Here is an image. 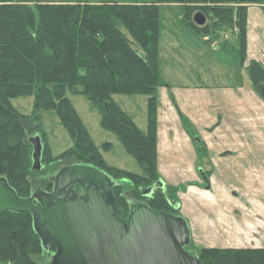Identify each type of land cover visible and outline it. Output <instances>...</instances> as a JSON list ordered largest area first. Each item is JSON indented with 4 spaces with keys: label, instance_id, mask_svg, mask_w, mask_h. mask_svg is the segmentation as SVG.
Listing matches in <instances>:
<instances>
[{
    "label": "trees",
    "instance_id": "trees-1",
    "mask_svg": "<svg viewBox=\"0 0 264 264\" xmlns=\"http://www.w3.org/2000/svg\"><path fill=\"white\" fill-rule=\"evenodd\" d=\"M18 1L0 0V176H5L21 196L31 194L37 174L30 168L25 139L28 115L13 104L12 98L35 93V108L56 109L75 143L63 153L65 159L72 160L69 163H89L114 176L140 178L110 165L102 155L67 92L84 93L100 107L101 124L113 130L137 159L150 186L158 174L157 112L159 89L164 85L159 52L160 3H184L185 23L200 33H209L211 26L207 22L196 24L193 15L197 10L213 15L215 23L238 27L243 65L247 61L248 5L257 3L264 8V0H66L38 3L37 18L27 3ZM246 67L264 99V64L253 58ZM117 92L148 95L147 129L140 128L115 100L113 94ZM52 185L53 180H48V188ZM114 194L115 211L126 220L131 200L122 185L114 187ZM144 199L156 211L179 214L162 193L153 191L144 194ZM43 249L31 212L0 214V259L12 264H39L33 254ZM194 254L201 264H264V246H211Z\"/></svg>",
    "mask_w": 264,
    "mask_h": 264
},
{
    "label": "rangeland",
    "instance_id": "rangeland-1",
    "mask_svg": "<svg viewBox=\"0 0 264 264\" xmlns=\"http://www.w3.org/2000/svg\"><path fill=\"white\" fill-rule=\"evenodd\" d=\"M58 1L66 0H21L18 3H27L38 18V3ZM160 4L159 52L164 85L159 89L160 101L157 112L159 157L155 180L163 179L165 185L163 188L155 189L154 194L162 193L169 201L181 204L182 208L178 213L188 220L194 234L187 246L191 253H197L203 247H236L229 243L207 242L211 237L206 235L211 233L196 234L194 226L196 221L201 219L202 205L211 204L212 201L217 202L216 194L219 186L222 187L221 189L227 188L230 180L237 179V176L229 174L227 169L229 158L242 154L229 143L234 134L235 124L233 116L229 113L233 104L230 95H233L232 83L235 79L243 80L244 77L250 79L246 67L249 61L248 41L247 61L243 65L238 27L230 23H215L213 15L206 14L211 30L209 33H200L185 23L184 3L171 1ZM262 6H252L251 13L264 14ZM122 28L133 39L129 30L123 26ZM134 44L141 48L136 41ZM252 51V56L259 55L254 51V47ZM246 85V92L251 94L250 98H252L251 108L259 111L264 107L263 101L254 94L253 87H249V81H246ZM67 93L107 162L141 176L135 179L127 174L114 176L109 173L115 180V186L122 185L123 193L129 196L131 201L144 200L142 190L149 186L144 177L145 172L117 134L101 124L100 107L84 93H74L70 90ZM166 93L174 104L170 103ZM113 97L133 116L140 128L147 129V94L117 92ZM35 100V93L21 94L12 98L13 104L28 115L25 139L28 142L30 168L33 169V174H37L33 168V137L41 136L44 168L40 171V175L47 176L41 182L45 186L61 166L69 163L71 159H65L63 153L75 143L56 109L44 107L37 109ZM254 117L255 115L249 116L253 127L256 126ZM255 128L251 130L254 131ZM246 138L251 145L245 147L240 142L239 145L248 152L254 154L259 153L261 148L264 149V136L258 139L250 135ZM241 139L244 141L243 135ZM197 197L201 198V202L196 200ZM242 246L264 245L245 244L239 247ZM50 255L44 248L41 252L34 253L33 258L39 264H52ZM0 264L12 263L10 260L0 259Z\"/></svg>",
    "mask_w": 264,
    "mask_h": 264
},
{
    "label": "water",
    "instance_id": "water-1",
    "mask_svg": "<svg viewBox=\"0 0 264 264\" xmlns=\"http://www.w3.org/2000/svg\"><path fill=\"white\" fill-rule=\"evenodd\" d=\"M198 25L207 22L202 10L194 12ZM43 142L33 138V168L40 170ZM115 180L101 168L84 162L63 165L54 176V187L39 202L21 196L5 176H0V214L31 212L33 223L52 264H201L186 246L191 241L187 219L180 214L156 211L142 201H131L125 220L115 211ZM159 179L143 188L145 195L164 187ZM174 202V201H173ZM181 209V204H175Z\"/></svg>",
    "mask_w": 264,
    "mask_h": 264
},
{
    "label": "crops",
    "instance_id": "crops-1",
    "mask_svg": "<svg viewBox=\"0 0 264 264\" xmlns=\"http://www.w3.org/2000/svg\"><path fill=\"white\" fill-rule=\"evenodd\" d=\"M252 6L261 5L256 3L248 5V60L255 58L264 64V14L261 15L260 12L254 15L255 13H251ZM253 47L259 55H251ZM246 81H249V87H253L254 94H257L264 104V99L256 90L251 78L244 77L243 80L238 78L233 81L234 91L233 95H230L233 104L230 106L229 113L233 116L235 124L234 134L231 133L233 136L229 143L242 154L230 157L227 169L228 173L235 174L237 179L236 181L230 180L227 188L221 189L222 187L219 186L216 194L217 202L203 204L201 219L196 221L195 226L193 225L196 234L199 232L201 234L211 233V235H206L211 237L207 242L229 243L236 247L245 244L264 245V149L261 148L259 153L252 154L239 145V142L245 147L251 145L250 141L245 139L250 135L258 137V139L264 136V107L259 111L251 108L250 99L252 98H250L251 94L246 92ZM167 96L169 98L168 94ZM169 101L174 104L170 98ZM250 115H255L256 128L250 123ZM254 128L255 130L252 131L251 129ZM252 132L254 134H251ZM241 135H243L244 141L241 139ZM197 199L200 201L201 198L197 197ZM190 231L193 236L192 227H190Z\"/></svg>",
    "mask_w": 264,
    "mask_h": 264
},
{
    "label": "flooded vegetation",
    "instance_id": "flooded-vegetation-1",
    "mask_svg": "<svg viewBox=\"0 0 264 264\" xmlns=\"http://www.w3.org/2000/svg\"><path fill=\"white\" fill-rule=\"evenodd\" d=\"M33 138H34V137H33ZM61 167H62V166H61ZM61 167H60V168H61ZM43 168H44V165H43V167H42L40 170H36V172H37V179H36V181H35V185H34V187H33V190H32V192H31L30 195L25 196V197H29V196H32V195H33V200H34L35 202H39L40 195H41L44 191H51V190L53 189V187H54V176H55V174H53V175L51 176V178H49V180H50V179L53 180V185H52L51 188H48V183H47L45 186L42 185L41 181H42L43 177H45V175H44V174H41V175H40V171H41ZM60 168H59V169H60ZM59 169H58V170H59ZM58 170H57V171H58ZM57 171H56V172H57ZM43 187H44V188H43ZM114 187H115V186H114ZM113 191H114V188H113ZM138 201H139V200H138ZM141 201L147 203L145 199H144V200H141ZM170 203L172 204L173 207H175L176 202H173V201L170 200ZM175 208H176V207H175ZM171 213H175V212L171 211ZM52 245H54V244H53V243H49L48 247L45 249V251L47 252V254H54V253H55L56 249H53V248L51 247ZM187 246H188V245H187ZM187 246H186V248H187ZM50 259L52 260V258H50Z\"/></svg>",
    "mask_w": 264,
    "mask_h": 264
}]
</instances>
